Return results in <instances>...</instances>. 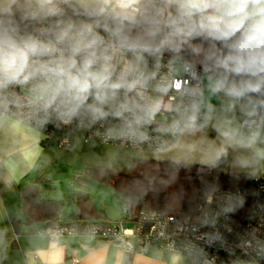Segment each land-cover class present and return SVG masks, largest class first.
I'll use <instances>...</instances> for the list:
<instances>
[{
	"label": "clouds",
	"instance_id": "9594fccd",
	"mask_svg": "<svg viewBox=\"0 0 264 264\" xmlns=\"http://www.w3.org/2000/svg\"><path fill=\"white\" fill-rule=\"evenodd\" d=\"M182 75L264 97V0H0V90L31 84L45 112L119 114L151 89V115Z\"/></svg>",
	"mask_w": 264,
	"mask_h": 264
},
{
	"label": "built area",
	"instance_id": "2783aa9c",
	"mask_svg": "<svg viewBox=\"0 0 264 264\" xmlns=\"http://www.w3.org/2000/svg\"><path fill=\"white\" fill-rule=\"evenodd\" d=\"M111 55L118 69L128 59L119 52ZM203 78L201 75L198 86L186 75L175 78L172 89L151 115L148 109L156 93L149 89L143 99L135 97L129 109L119 114L109 111L100 118L87 114L69 118L45 112L34 102L31 84L10 85L0 90V116L22 121L41 132L43 143L63 149L71 147L72 131L81 129L85 142L159 151L174 142L182 125L193 124V115L194 124L202 122ZM260 122H264V110L250 105L243 126L252 129ZM251 182V189L246 185L216 187L199 196L194 216L181 218L160 210L136 209L125 202L121 203L118 220L59 222L45 225L40 233L51 240L64 236L100 238L128 255H146L151 250L176 252L184 256L185 264H264V179L253 175ZM250 192L251 208L243 227L236 229L231 222L233 205ZM52 264H78V259L69 256Z\"/></svg>",
	"mask_w": 264,
	"mask_h": 264
},
{
	"label": "crops",
	"instance_id": "0c3cea01",
	"mask_svg": "<svg viewBox=\"0 0 264 264\" xmlns=\"http://www.w3.org/2000/svg\"><path fill=\"white\" fill-rule=\"evenodd\" d=\"M205 100L202 122L182 125L174 142L162 149L166 150L168 161L201 164L199 161L204 160L196 151L189 152L193 145L184 137L194 130L215 127L216 118L220 117L222 140L207 150V161L212 159L213 163L225 154V171L258 175L264 179V122L252 129L243 126V118L250 112V105L244 100L235 103L224 94L219 99L222 104ZM48 154L49 145L43 143L41 132L16 118L0 116V264H52L64 262L69 256H75L78 264H185L184 256L176 252L151 250L146 255H128L116 244L100 238L64 236L51 240L42 235L40 230L46 221H27L22 212L20 188L23 184L37 185L41 198L61 200L58 222L75 221L78 210L83 214L94 212L88 204L78 208L75 192L88 193L82 183L67 201L40 196L42 165ZM201 165L209 164L202 162ZM91 201L96 218L86 221L119 219L110 217L103 208L98 209L92 196ZM77 218L76 221H83Z\"/></svg>",
	"mask_w": 264,
	"mask_h": 264
},
{
	"label": "trees",
	"instance_id": "16d2710c",
	"mask_svg": "<svg viewBox=\"0 0 264 264\" xmlns=\"http://www.w3.org/2000/svg\"><path fill=\"white\" fill-rule=\"evenodd\" d=\"M167 55V54H166ZM190 58L187 54H182ZM253 102L245 99L249 105L264 99L252 94ZM256 109L264 110V107ZM226 155H221L209 165L184 164L168 160L135 157L131 173H119L106 169L89 168L85 173L90 180L107 185L121 203H130L136 209H155L178 217L195 215L197 198L216 187H236L246 185L251 189V175L225 171ZM86 176V177H88ZM84 177V179H86ZM87 181V180H84ZM81 182H77V185ZM78 208L87 204L93 208L89 214L81 210L76 212L75 221L95 219L96 211L92 206L91 195L82 191L75 192ZM22 212L27 221L42 219L47 224H57L61 200L39 197V188L35 184H23L20 188ZM252 203L251 192L237 201L232 208L231 222L236 229L243 227Z\"/></svg>",
	"mask_w": 264,
	"mask_h": 264
},
{
	"label": "rangeland",
	"instance_id": "374dc122",
	"mask_svg": "<svg viewBox=\"0 0 264 264\" xmlns=\"http://www.w3.org/2000/svg\"><path fill=\"white\" fill-rule=\"evenodd\" d=\"M222 94H213L209 88L208 79L204 76L202 101L205 102L207 99L222 104V101L219 100ZM216 120L218 121L215 123V127L194 130L184 137L187 142L193 145L189 147L191 149L189 152L196 151L201 156V160H204L199 161L201 164L202 162L203 164L211 163L212 159L207 161L205 157L206 152L222 140V122L220 117H217ZM83 135V130L75 129L72 133L73 142L69 149L60 148L52 143L48 144L49 154L42 165L40 196H54L67 201L68 196L78 190V186H81L77 185V182H81L84 184L82 188H86L91 194L98 209L103 208L113 219L120 218L121 201L119 197L107 185L90 180L85 172L89 168H97L119 173H131L132 161L136 155L143 158L168 160L165 155L166 150L138 151L96 141L85 142Z\"/></svg>",
	"mask_w": 264,
	"mask_h": 264
}]
</instances>
